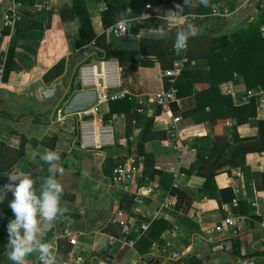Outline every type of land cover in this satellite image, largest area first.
I'll return each mask as SVG.
<instances>
[{
    "label": "crops",
    "instance_id": "1",
    "mask_svg": "<svg viewBox=\"0 0 264 264\" xmlns=\"http://www.w3.org/2000/svg\"><path fill=\"white\" fill-rule=\"evenodd\" d=\"M9 1L0 0V65L4 66L11 37L5 34L2 21ZM19 1L23 5L48 2L51 10L26 13L16 29L17 55L7 81L0 77V100L25 106L27 114L22 115L21 126H9L10 131L0 120V146L19 149L22 136L26 138L25 155L12 170L29 165L48 171L40 156L47 150L60 154L63 173L57 179L64 190L61 204L69 211L44 237L45 242L59 237L55 264L71 253L82 256L86 264H134L145 257L160 264H188L191 258L198 264L250 260L264 264V114L257 109L258 94L264 90L259 86L249 89L257 99L242 102L246 94L238 91L245 90L243 79L235 75L223 82L221 95H231L234 103L225 106L226 117L214 124L207 119L195 123L193 118L200 107H206L203 114L211 112L209 104L216 107L212 93L197 97L187 86L180 106L163 108L155 102L156 92L169 85L163 70L180 56L173 47L177 26H196V35L188 40V55L196 64L186 69L202 73L194 77L201 79L216 66L208 59L216 48V35L235 32L255 16L264 0H221L219 8L229 11L224 16L201 12L199 0H192L190 8L184 0ZM177 4L184 5V12L178 14L185 18L178 25H165L167 36L159 39L157 29L165 22L158 17L178 11ZM128 9L136 16L148 14L150 19L134 24L127 36L109 34L108 25ZM189 15L196 18L189 19ZM108 48L114 51L111 58ZM61 61L62 74L46 80L47 73ZM101 61L111 69L109 92H127L136 107L112 113L109 102L100 106L96 116L61 115L73 92L95 89L94 82L83 74L94 65L100 72ZM64 82L67 86L62 93L48 99L41 96L46 88ZM201 84L197 91L204 86ZM175 115L181 116L177 125L172 122ZM149 119H153L151 126ZM179 149L184 153L181 157ZM141 150L149 155L147 161ZM131 159L141 174L132 188L146 187L138 201L133 192L118 189L110 181L114 167ZM146 168L153 178L142 177ZM168 194L175 205L161 208ZM228 210L241 219L235 226L225 224ZM154 212L158 215L151 219ZM122 220L133 226L150 220L149 229L137 237L133 247L118 240L110 243L111 237L121 235ZM218 225L224 229L207 234ZM67 233L76 237L75 244ZM174 252L181 257L174 259ZM38 256L27 257L26 264Z\"/></svg>",
    "mask_w": 264,
    "mask_h": 264
},
{
    "label": "trees",
    "instance_id": "2",
    "mask_svg": "<svg viewBox=\"0 0 264 264\" xmlns=\"http://www.w3.org/2000/svg\"><path fill=\"white\" fill-rule=\"evenodd\" d=\"M221 0H210V4L216 6ZM201 12L210 13L212 12V7H204L199 4ZM109 13V10L105 12V15ZM26 16V15H25ZM24 16V17H25ZM24 19V18H23ZM23 21V20H22ZM21 21V22H22ZM116 20L115 22H117ZM20 22V23H21ZM114 22V23H115ZM18 23V26L20 25ZM112 23V24H114ZM112 24L108 25L111 26ZM264 24V5L260 4L255 16L252 19H248L242 23V25L235 30L233 33L217 34L216 35V48L212 49L210 55L208 56L209 62H216V66L207 73L206 77L201 79L194 78L195 76H201L199 73H194L185 69L183 75L177 81L178 95L181 97L183 91L186 87L190 89L191 92L195 91L197 97H203L206 94H213L216 97V107L213 104H209L211 107L209 113L203 114L206 107H200L199 111L194 116L195 123H201L207 120H211V123H215L218 119H224L226 117V107L231 106L234 101L231 95H221L220 85L223 82L234 79L235 75L240 76L244 82L245 90L238 91L240 95H245L247 91L251 88L259 86L264 90V35L261 31V26ZM9 31L7 29V33ZM17 31L11 37L10 46L8 49V54L4 66L3 80L7 81L9 74L12 70V63L16 57V44H17ZM92 37L77 42V46L86 44L91 40ZM76 46V47H77ZM108 57L111 58L114 54L112 48H108ZM63 62H59L55 65L45 76V79L50 81L54 76H60L63 72ZM206 75V74H205ZM186 78V79H185ZM201 85L200 90L197 91V87ZM184 87V90H183ZM163 88V87H162ZM184 91V92H185ZM125 97L115 101H111V111H130L136 104L134 101ZM252 101L257 99L256 96L250 98ZM255 101V100H254ZM226 106V107H225ZM222 111V112H221ZM153 119H149L148 125L151 126ZM9 130V127L7 128ZM10 131V130H9ZM12 132H14L12 130ZM34 143V142H33ZM25 144L26 138L22 136L21 147L19 149L5 147L4 144L0 146V171H9L15 164L20 160L21 157L25 155ZM35 145V143H34ZM55 143L51 146L54 147ZM141 153H144L141 150ZM146 161L149 157L148 154L144 153ZM144 179L153 178L149 170L146 168L142 174ZM15 219L13 213L12 221ZM197 259L191 258L188 264H198Z\"/></svg>",
    "mask_w": 264,
    "mask_h": 264
},
{
    "label": "built area",
    "instance_id": "3",
    "mask_svg": "<svg viewBox=\"0 0 264 264\" xmlns=\"http://www.w3.org/2000/svg\"><path fill=\"white\" fill-rule=\"evenodd\" d=\"M150 6V5H149ZM217 10L216 16H224L228 15L229 11L228 9H220L219 4L215 6ZM51 10V5L48 2H42V3H33L30 5H23L19 0H10L8 9L5 12V15L3 17L2 26L9 31L10 37L14 35L17 29L18 23H20L24 15L26 13L29 14H42L49 12ZM213 14V11H212ZM214 15V14H213ZM182 18H185L183 15H180ZM189 19H195L196 15H189L187 18ZM178 29L180 28L177 26ZM262 34L264 35V24L261 26ZM107 32L111 34L112 36L119 38L123 36H127L129 32H126L125 34L120 29L117 22L112 24L107 28ZM180 56L173 60L171 66L165 68L163 70V76L167 78L169 85L167 87L161 88L158 92L155 94V102L158 106H161L163 108L167 107L168 105L177 104L180 106L182 104V98L178 95V88H177V81L178 79L183 75L185 69L189 66H193L196 64V61L193 57L188 55V42H187V48L186 50L179 53ZM4 73V65H0V77ZM111 75V69L106 64L105 61L100 62V72L98 71V66L94 65L93 67L86 70L85 74L83 76L85 78L91 79L95 84V90L97 92V102L91 106L89 109L82 112L85 116H96L100 110V106L104 103H109L111 101H115L118 99H122L127 97V92L125 91H118V92H109V86L111 85L110 80ZM100 78L101 82H98V79ZM253 90H248L246 95L242 98V102H249L250 98L254 96ZM257 109L260 113L264 114V93L258 94V102H257ZM173 123H177L181 120V116L175 115L172 117ZM178 127V126H177ZM176 127V128H177ZM178 129V128H177ZM179 135V134H178ZM180 137V135H179ZM179 156L181 157L184 153L182 149L178 150ZM140 171L136 164L134 163V160L131 159L130 161L123 162L121 164H118L114 167L110 181L111 184L123 191H131L135 195V200L138 201L140 195L144 194L146 191V187L138 186L135 190L132 188V183L139 177ZM175 180L178 178V173L176 172L174 174ZM179 184L177 182L173 183V187L177 188ZM150 188V187H148ZM175 205L174 200L172 199L171 195L168 194L164 197V200L161 203V208L170 209L173 208ZM122 214V212H119ZM158 215V212H154L151 214V219L156 218ZM240 217H236L232 215V212L228 210V217L225 218V224L227 226H235L237 223L240 222ZM122 231L121 235L119 237H111V242L118 240L120 241L124 246L133 247L135 245L136 239L138 236H140L142 233L146 232L150 227V220L143 221L138 226H133L129 221L122 220L121 221ZM224 229L223 225H218L215 227V229H208L207 234L210 235L214 230L216 231H222ZM72 244L76 243V237L70 235V233L66 234ZM174 235V234H173ZM58 238L57 236H54L49 243L50 247L53 250V257L56 263V253L58 248ZM174 259H179L181 257L180 253L174 252L173 253ZM31 264H44L43 261L39 259V256L37 259L31 263ZM59 264H86L85 260L80 255H74L71 253L65 261ZM244 264H254L253 260L247 261Z\"/></svg>",
    "mask_w": 264,
    "mask_h": 264
},
{
    "label": "clouds",
    "instance_id": "4",
    "mask_svg": "<svg viewBox=\"0 0 264 264\" xmlns=\"http://www.w3.org/2000/svg\"><path fill=\"white\" fill-rule=\"evenodd\" d=\"M199 2L204 7H212L213 14H217L210 0H199ZM184 5L192 7V0H184ZM184 5L177 4L175 7L178 11L169 10L164 17H158L165 22L157 29L159 39L167 36L165 25L174 26L181 22L183 18L178 13L184 12ZM145 19H150L148 14L136 16L133 15L131 9H128L120 13L117 23L125 34L130 33L134 24H141ZM194 35H196V26L192 23L179 28L173 44L174 49L178 53L186 50L189 38ZM40 159L48 165L51 175L42 180L39 195L36 192V182L30 175L19 174L11 177L12 180L19 181L14 188L10 186L14 199L9 202V207L15 219L8 225L7 230L11 235L10 243L6 247L10 249L7 251V259L13 264H26L27 257L36 253H39V259L44 264H55L53 250L49 243L44 241V237L54 223L66 218L63 214L69 211L61 204L64 190L57 179V174L63 173V168L60 167V154L47 150L40 156Z\"/></svg>",
    "mask_w": 264,
    "mask_h": 264
},
{
    "label": "water",
    "instance_id": "5",
    "mask_svg": "<svg viewBox=\"0 0 264 264\" xmlns=\"http://www.w3.org/2000/svg\"><path fill=\"white\" fill-rule=\"evenodd\" d=\"M67 84L64 82L62 84H54L51 87L46 88L42 91L41 96L44 99L52 98L57 93H62L64 87ZM76 86L80 87V81L76 82ZM97 102V92L95 89L90 90H81L78 89L73 92L70 97L67 99L65 104L62 106L60 111L61 115L67 116L72 114H79L83 111L89 109ZM49 171L46 170H34L29 165H25L22 168L11 169L10 172L6 173L4 178L0 179V232L4 230L5 220L8 217V213H6L5 204L7 201L14 199L13 191L10 190V186L12 188L15 187L16 184L19 183L18 180H12L11 177H15L19 174L30 175L31 178L35 180L36 192L39 195L40 187L42 185V180L47 179V173ZM181 262V261H180ZM9 264H12L11 261ZM134 264H160L159 260H155L153 258L145 257L140 263ZM180 264H183L182 262Z\"/></svg>",
    "mask_w": 264,
    "mask_h": 264
},
{
    "label": "flooded vegetation",
    "instance_id": "6",
    "mask_svg": "<svg viewBox=\"0 0 264 264\" xmlns=\"http://www.w3.org/2000/svg\"><path fill=\"white\" fill-rule=\"evenodd\" d=\"M27 114V109L25 106H15L14 103H8L0 100V120L6 123V130L10 127H20L21 126V118L22 115ZM19 163V161L15 164V166ZM8 173V171H0V179L4 178V176ZM7 201L4 205L6 208V213H8V217L5 220L4 230L0 232V264H9L11 260L7 259V251H10L6 246L10 243V233L8 232V225L12 222L13 212L9 207V202ZM13 264V262L11 261Z\"/></svg>",
    "mask_w": 264,
    "mask_h": 264
}]
</instances>
